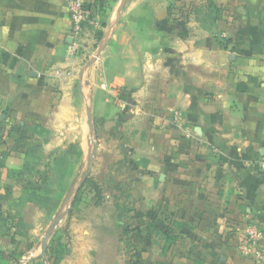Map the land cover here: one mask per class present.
<instances>
[{
    "label": "crops",
    "instance_id": "0c3cea01",
    "mask_svg": "<svg viewBox=\"0 0 264 264\" xmlns=\"http://www.w3.org/2000/svg\"><path fill=\"white\" fill-rule=\"evenodd\" d=\"M83 1L111 30L85 71L68 0H0V137L39 121L83 147L92 105L152 193L148 237L169 258L141 264H258L236 245L251 220L264 230V0ZM93 42L81 40L90 60Z\"/></svg>",
    "mask_w": 264,
    "mask_h": 264
},
{
    "label": "rangeland",
    "instance_id": "374dc122",
    "mask_svg": "<svg viewBox=\"0 0 264 264\" xmlns=\"http://www.w3.org/2000/svg\"><path fill=\"white\" fill-rule=\"evenodd\" d=\"M92 30L86 27L82 39L94 38L90 47L94 60L104 38L99 42ZM80 50L81 71H85L91 60ZM93 126L94 135L87 125L89 139L83 147L72 138L58 143L52 129L39 121L16 126L11 137H0V145L9 148L7 156H0V170L7 167L11 182L7 189L11 203L2 200L0 204V224L5 223L2 227L10 232L0 237L1 260L8 264H141L169 258L160 253L159 238L148 237L155 210L134 153L119 136L112 139L101 118H93ZM12 153L17 155L8 164ZM89 179L92 182L84 186ZM83 182L65 208L69 192ZM60 214L64 217L48 241L45 260L39 257L42 241Z\"/></svg>",
    "mask_w": 264,
    "mask_h": 264
},
{
    "label": "built area",
    "instance_id": "2783aa9c",
    "mask_svg": "<svg viewBox=\"0 0 264 264\" xmlns=\"http://www.w3.org/2000/svg\"><path fill=\"white\" fill-rule=\"evenodd\" d=\"M67 10L72 23L71 38L73 44L70 47V56H74L81 46V40L86 27L100 29V22L96 8L83 0H68ZM174 123L181 125L179 114L175 115ZM259 172L264 174V157L257 163ZM239 255L258 264H264V230L260 223L251 220L243 230L242 239L236 245Z\"/></svg>",
    "mask_w": 264,
    "mask_h": 264
},
{
    "label": "water",
    "instance_id": "95a60500",
    "mask_svg": "<svg viewBox=\"0 0 264 264\" xmlns=\"http://www.w3.org/2000/svg\"><path fill=\"white\" fill-rule=\"evenodd\" d=\"M122 9H123V7H122ZM118 19H119V16H118ZM110 36H111V30H109L107 33H105L102 46L100 47L97 56L95 57L94 60H91L90 64H88L86 66V69H88L93 63H95L98 60V58L100 57V55L103 53V51H104V49H105V47H106V45H107V43H108V41L110 39ZM88 121H89L90 129H91V134L94 135L93 107H92V105H90V107L88 108ZM84 182L81 183V185L77 189H73V190H71L69 192V195L67 196L66 201L64 203L65 208H69L70 207L73 197L76 195V193L82 187V185L84 184ZM63 217H64L63 214L58 215L55 218V221L53 222V224L50 226L48 232L46 233V235H45V237H44V239L42 241L41 253H40L39 257H42V258H44L46 260V251H47L48 241H49L50 237L52 236L54 230L57 228V226L61 222V220H62ZM31 259L32 258L28 259V261L31 260Z\"/></svg>",
    "mask_w": 264,
    "mask_h": 264
},
{
    "label": "trees",
    "instance_id": "16d2710c",
    "mask_svg": "<svg viewBox=\"0 0 264 264\" xmlns=\"http://www.w3.org/2000/svg\"><path fill=\"white\" fill-rule=\"evenodd\" d=\"M210 3L211 1L213 0H208ZM104 3H105V0H97L96 1V4L98 6H100V8H103L104 7ZM100 27L102 28H106V24L104 23H100ZM94 32V36H95V39H97L99 42L102 41V39L104 38V31L102 29H99V30H96L94 31V29L92 30ZM92 180L89 179L85 182L84 186L87 184V183H91ZM83 189V188H82Z\"/></svg>",
    "mask_w": 264,
    "mask_h": 264
}]
</instances>
